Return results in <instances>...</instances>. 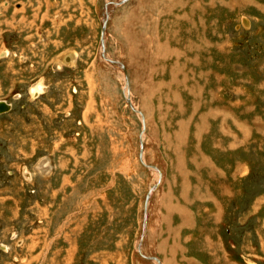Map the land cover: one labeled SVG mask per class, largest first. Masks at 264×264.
I'll return each instance as SVG.
<instances>
[{
  "label": "rangeland",
  "instance_id": "obj_1",
  "mask_svg": "<svg viewBox=\"0 0 264 264\" xmlns=\"http://www.w3.org/2000/svg\"><path fill=\"white\" fill-rule=\"evenodd\" d=\"M113 1L0 0V264H157L155 185L144 254L264 264V0L109 6L125 73Z\"/></svg>",
  "mask_w": 264,
  "mask_h": 264
},
{
  "label": "water",
  "instance_id": "obj_2",
  "mask_svg": "<svg viewBox=\"0 0 264 264\" xmlns=\"http://www.w3.org/2000/svg\"><path fill=\"white\" fill-rule=\"evenodd\" d=\"M125 0H118V1H113V2H108L106 3V7H105V12H104V16L101 20V26H100V47H101V56L105 59V61H107L108 63L110 64H118L120 66V68L123 70V72L125 73V67L124 65L117 61V60H114V59H111V58H108L106 55H105V51H104V40H105V34H106V23H107V20H108V10L107 9L109 6L114 7V6H117L119 4H122ZM125 100H126V103L127 105L135 112V113H138V114H141V112L139 111V109L133 107L131 101H130V98H129V95H128V92H127V95L125 96ZM11 104L9 102H6V100H0V114L1 113H4V112H7L8 110H10L11 108ZM144 123L142 122V130H141V133L139 135V158L140 160H142V137H141V134L142 132L144 131ZM143 165L145 167H151V168H155V166L153 165H149V164H145L143 163ZM155 186L151 187L148 191V193L146 194L145 196V200H144V206H143V217H142V224H141V232H140V236H139V244H140V240L142 239V237L144 236L145 234V229H146V219H147V207H148V196L149 194L151 193V191L154 189ZM141 253V251L139 252ZM142 254V253H141ZM143 255V254H142ZM144 258H147L149 260H155L157 262V264H160V261L158 260L157 257L153 256V257H146L143 255Z\"/></svg>",
  "mask_w": 264,
  "mask_h": 264
},
{
  "label": "bare ground",
  "instance_id": "obj_3",
  "mask_svg": "<svg viewBox=\"0 0 264 264\" xmlns=\"http://www.w3.org/2000/svg\"><path fill=\"white\" fill-rule=\"evenodd\" d=\"M108 15V14H107ZM109 18V17H108ZM193 24V23H192ZM191 35V34H190ZM200 35V34H199ZM192 36V35H191ZM104 51H105V55L108 57V58H110L108 55H107V53H106V36H105V40H104ZM105 60V59H104ZM124 65V64H123ZM126 68V67H125ZM126 78H127V75H126ZM127 84H128V79H127ZM37 92H38V90H37ZM127 92H128V87H127ZM129 98H130V96H129ZM130 101H131V99H130ZM7 102V101H6ZM132 103V102H131ZM133 105V104H132ZM133 107H134V105H133ZM11 109V108H10ZM9 111V110H8ZM140 111V110H139ZM141 112V111H140ZM5 113V112H4ZM2 114V113H1ZM0 114V115H1ZM141 116H143V118H144V115H143V113L141 112ZM143 122L145 123V125H146V122H145V120H143ZM144 134H142V142H144V139H143V136ZM144 144H143V146H142V162L143 163H145V164H147L146 162H145V160H144ZM156 167V166H155ZM156 169H157V167H156ZM155 187H156V185H155ZM154 187V188H155ZM154 191V189L151 191V193ZM150 193V194H151ZM150 194H149V196H148V199L150 198ZM147 203H149V202H147ZM148 208V207H147ZM148 213V212H147ZM147 221H148V214H147V219H146V226H147ZM145 232H146V229H145ZM144 236H145V234H144ZM144 236L142 237V239H141V241H140V246H139V251H141V253L144 255V256H146V257H149L148 255H146V254H144L143 253V251H142V249H141V246H142V240H144ZM151 257H153V256H151ZM156 257V256H155ZM158 258V257H157ZM158 260H159V258H158ZM155 261V260H154ZM160 261V264H162V262H161V260H159Z\"/></svg>",
  "mask_w": 264,
  "mask_h": 264
}]
</instances>
